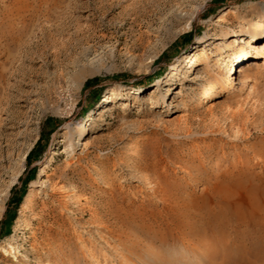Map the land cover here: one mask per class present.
Instances as JSON below:
<instances>
[{
  "label": "rangeland",
  "instance_id": "rangeland-1",
  "mask_svg": "<svg viewBox=\"0 0 264 264\" xmlns=\"http://www.w3.org/2000/svg\"><path fill=\"white\" fill-rule=\"evenodd\" d=\"M260 11L0 0V264H264L263 59L222 86L218 35Z\"/></svg>",
  "mask_w": 264,
  "mask_h": 264
},
{
  "label": "bare ground",
  "instance_id": "bare-ground-1",
  "mask_svg": "<svg viewBox=\"0 0 264 264\" xmlns=\"http://www.w3.org/2000/svg\"><path fill=\"white\" fill-rule=\"evenodd\" d=\"M232 10H233V8H232ZM218 35H219V41L221 44L226 43L227 46H236L237 47L234 50L233 54H231L233 59L230 60L231 66L228 70L230 75L232 74V77L230 76L229 78L222 80V82H221L222 86H224L226 88L227 87H233L237 83V81L235 80L237 77H234V74H237V73H238V75L242 76V78H244L242 80L244 87L247 86L250 77L248 75V70L244 67V63L246 61H248L251 57L258 55V57L260 56L263 59L262 62H258L259 63L258 65H261L262 68L264 67V12L260 11V13L258 12L257 16L250 18V19H244V22L242 23L240 30H237L233 27H230L228 29L222 30V32ZM207 37H208V39H211V38H214V35L209 34ZM204 41H205V43H207L206 42L207 40H204ZM194 56H195V54L192 55V57H194ZM186 57H187L186 60L189 59L193 63L195 62L194 60H192V57H190L189 55H187ZM172 76L174 78L175 74H173ZM173 78L172 77L166 78V79H168V80H166V82L168 84L172 83L174 81V80H172ZM218 85H219L218 83L211 81V83H209L207 86H205V88H203L204 89L203 96L206 97L210 94L215 93ZM165 94H163V98L165 97ZM168 94H170V93H167L166 95H168ZM111 98H112L111 95H106L105 97H103V101L104 102L111 101ZM89 130H90V128L88 127V124H84V125L80 126L72 134H69V130H65L63 132V134L70 135L67 138V142H66V147L69 148V155L70 156L76 154L77 150L80 149V145L83 144V142L81 140L86 136V134L88 133ZM73 135H75V136L73 137ZM44 173H45V170L43 169L41 174H44ZM29 195H30V193H28V195H27V200H28Z\"/></svg>",
  "mask_w": 264,
  "mask_h": 264
},
{
  "label": "trees",
  "instance_id": "trees-1",
  "mask_svg": "<svg viewBox=\"0 0 264 264\" xmlns=\"http://www.w3.org/2000/svg\"><path fill=\"white\" fill-rule=\"evenodd\" d=\"M90 81L88 80L86 82V84H88ZM42 142V137L37 141V143L35 144V146L31 149V151L27 154L26 160L27 162L30 164V161L32 160V158L38 153L40 154L42 152V149L40 148V144ZM20 199L16 202V206L14 207V212L16 213L18 205L20 203ZM10 206V205H9ZM5 222V220L3 221Z\"/></svg>",
  "mask_w": 264,
  "mask_h": 264
}]
</instances>
